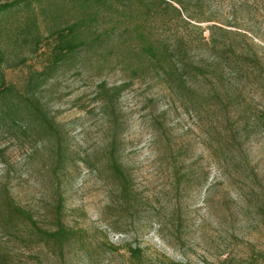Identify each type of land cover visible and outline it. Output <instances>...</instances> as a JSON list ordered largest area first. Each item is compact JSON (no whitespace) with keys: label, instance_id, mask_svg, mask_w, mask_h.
I'll use <instances>...</instances> for the list:
<instances>
[{"label":"rangeland","instance_id":"374dc122","mask_svg":"<svg viewBox=\"0 0 264 264\" xmlns=\"http://www.w3.org/2000/svg\"><path fill=\"white\" fill-rule=\"evenodd\" d=\"M221 2L217 24L225 32L213 33L217 48L189 47L207 68L206 109L200 116L183 110L155 73L131 78L120 63L98 70L90 61L56 75L38 91L71 156L58 180L49 172L45 142L35 151L34 141L24 136L0 134L11 170L7 184L17 203L39 226L53 229L58 185L63 222L79 234L58 249L0 231V251L9 264H219L227 254L264 251V82L250 83V73L264 77V0ZM211 24H200L206 38ZM177 27L154 28L171 44L179 35L195 36L190 27ZM48 44L28 65L7 68V81L22 89L30 68L45 62ZM227 46L234 51L222 54ZM244 56L257 58L259 67H242ZM101 82L127 84L116 104V135L117 157L133 182L130 203L119 198L103 167L113 131L96 96ZM245 120L247 132L240 130ZM5 174L0 159V183ZM136 248L138 259L130 251Z\"/></svg>","mask_w":264,"mask_h":264},{"label":"trees","instance_id":"16d2710c","mask_svg":"<svg viewBox=\"0 0 264 264\" xmlns=\"http://www.w3.org/2000/svg\"><path fill=\"white\" fill-rule=\"evenodd\" d=\"M221 1L0 0V134L24 136L34 141L35 151L38 143L45 142L52 158L49 172L58 180V172L64 173L71 156L64 132L47 110L38 91L56 75L75 66L86 67L90 61L96 63L98 70L112 62L120 63L131 78L153 72L161 78L183 110L200 116L206 109L207 98L202 81L207 68L202 60L195 61L189 47L205 45L217 48L218 40L213 33L216 30L225 32L217 24ZM209 22L212 24L208 26L209 37L206 38L200 24ZM155 25L175 26V30L179 28L177 26L185 25L196 33L194 37L179 35L171 44L156 34ZM44 42L50 47L45 62L40 68H30L24 87L19 89L9 83L6 69L28 65L29 59L42 50ZM232 50L227 46L221 53ZM242 64L249 70L259 67L258 59L249 56L243 57ZM216 65L221 66V61ZM250 76L252 85L264 82L260 73H250ZM126 86L108 87L101 82L96 96L108 114L113 131L104 154L103 167L117 186L119 198L130 203L135 199L133 182L117 157L116 135L119 127L116 104ZM214 86L212 91H216ZM238 96L240 94L233 100H238ZM261 123L264 124V120ZM249 125V120L243 121L240 130L247 132ZM5 152L6 148H0V159L6 173L5 181L0 183V231L27 244L51 242L54 247L62 249L66 242L79 234L63 222V194L58 182L51 209L54 227L46 229L39 226L33 214L12 196L7 184L11 170ZM130 251L133 257H140V249ZM0 264H9L1 251ZM167 264L190 263L169 261ZM219 264H264V251H252L247 256L227 254Z\"/></svg>","mask_w":264,"mask_h":264}]
</instances>
